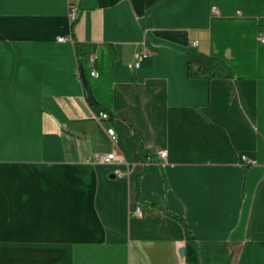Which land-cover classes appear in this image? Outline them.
<instances>
[{"label": "crops", "instance_id": "obj_1", "mask_svg": "<svg viewBox=\"0 0 264 264\" xmlns=\"http://www.w3.org/2000/svg\"><path fill=\"white\" fill-rule=\"evenodd\" d=\"M263 13L264 0H0V264H264ZM75 41L95 55L83 75ZM210 57L231 72L188 76ZM133 133L166 160L146 162ZM114 149L128 175L90 161Z\"/></svg>", "mask_w": 264, "mask_h": 264}, {"label": "built area", "instance_id": "obj_2", "mask_svg": "<svg viewBox=\"0 0 264 264\" xmlns=\"http://www.w3.org/2000/svg\"><path fill=\"white\" fill-rule=\"evenodd\" d=\"M211 11L212 13H216V8L214 6L211 7ZM264 16V13H263ZM77 18V10L75 8L70 7L69 12H68V19L70 21V24L75 21ZM58 40H63L62 37H58ZM256 41L258 44L263 45L264 46V33H260L257 35L256 37ZM192 44H196L195 42H193ZM151 54V51L148 50H143V51H139L138 54L136 55V59L134 61V66L138 67L140 60L143 57H146L147 55ZM95 60V55L93 53H90L87 57V62L89 63V65L93 64ZM90 76L92 77H97L98 76V72L94 69L91 68L89 71ZM107 117L106 112L104 111H100L98 114V120H102L104 118ZM106 133L108 134L110 140L115 143L116 141V136H115V131L113 128H107ZM116 152L117 150L114 149L110 152H94L91 157H90V161L94 162V163H106V164H125V170H121L120 168L115 167L112 170V173L115 176H122V175H128L129 171H130V166L129 164L126 162V160L122 157H117L116 156ZM146 162H152V161H165L166 160V152L165 151H160L157 154V158H153L151 155H147L145 157ZM249 163H253L254 161L252 160H248ZM135 214H139V209L136 208L135 209Z\"/></svg>", "mask_w": 264, "mask_h": 264}, {"label": "trees", "instance_id": "obj_3", "mask_svg": "<svg viewBox=\"0 0 264 264\" xmlns=\"http://www.w3.org/2000/svg\"><path fill=\"white\" fill-rule=\"evenodd\" d=\"M74 22L75 21H73L70 25H73ZM74 50L76 53L78 67H79L80 73H81L82 72V65L87 60V57L89 54L87 53L86 46L84 44L76 42V41L74 42ZM230 72H231V70H230V67L227 65V63L224 60L217 58V57H210L209 65L203 71H201V70L194 71L191 69L190 66L188 67V76L191 78H196V77H200V76H205L207 78H214V77H219V76L225 75V74L230 73ZM82 82L85 85V81L82 80ZM132 138H133L136 146L138 147V149L142 152L143 157L145 155L147 156L148 153H146V151L144 150L142 143L140 142L139 138L137 137V135L135 133L132 134Z\"/></svg>", "mask_w": 264, "mask_h": 264}, {"label": "water", "instance_id": "obj_4", "mask_svg": "<svg viewBox=\"0 0 264 264\" xmlns=\"http://www.w3.org/2000/svg\"><path fill=\"white\" fill-rule=\"evenodd\" d=\"M82 73V72H81ZM82 75H83V73H82ZM181 252H182V249L180 250Z\"/></svg>", "mask_w": 264, "mask_h": 264}]
</instances>
